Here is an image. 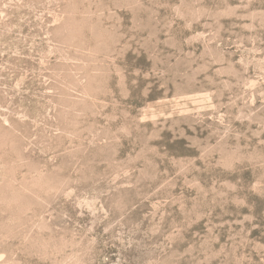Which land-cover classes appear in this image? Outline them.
I'll use <instances>...</instances> for the list:
<instances>
[{
    "label": "rangeland",
    "instance_id": "1",
    "mask_svg": "<svg viewBox=\"0 0 264 264\" xmlns=\"http://www.w3.org/2000/svg\"><path fill=\"white\" fill-rule=\"evenodd\" d=\"M0 264H264V0H0Z\"/></svg>",
    "mask_w": 264,
    "mask_h": 264
}]
</instances>
